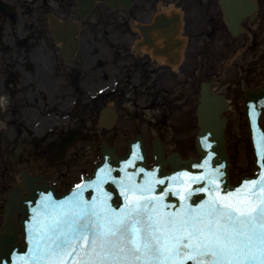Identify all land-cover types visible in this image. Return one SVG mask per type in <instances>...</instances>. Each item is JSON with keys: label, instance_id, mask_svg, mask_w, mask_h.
<instances>
[{"label": "flooded vegetation", "instance_id": "1", "mask_svg": "<svg viewBox=\"0 0 264 264\" xmlns=\"http://www.w3.org/2000/svg\"><path fill=\"white\" fill-rule=\"evenodd\" d=\"M134 2L133 9L121 14L111 13L101 5L85 26L83 49L71 64H66L59 47L50 45L47 32L30 31L7 42L12 68L8 78L0 80V119L6 113L18 115L26 120L22 124L25 129L27 123L32 125L31 134L35 135L44 127L45 108L66 109L69 100L77 99L71 111L76 119L75 111L83 94L81 89L112 85L115 80L123 87V100L129 94L138 99L145 92L144 88H149L152 97L167 101L171 110L187 111L204 82L211 81L216 89L227 84L223 82L224 65L239 50L234 56L232 71L240 72L237 76L242 77L241 83L250 84L264 73V55L261 57L259 53L255 57V53L250 52L252 46L264 44L260 23H247L245 32L232 40L218 0ZM259 2L264 6V0ZM164 13L172 18L166 28L168 31H163L157 23V18ZM175 17H179V23ZM132 21L139 26L145 22L157 23L152 31L151 46L144 45L145 37L132 29ZM107 23L120 29L121 38L116 42L104 29ZM137 43L142 46L139 48ZM231 82H234L233 89L229 87V90L233 92L230 95L234 102L241 96L240 82ZM111 98L110 94L102 97L92 106L93 111L99 112ZM2 100L8 105L4 106ZM58 102L62 103L57 105ZM51 144L46 145L47 148Z\"/></svg>", "mask_w": 264, "mask_h": 264}, {"label": "snow or ice", "instance_id": "2", "mask_svg": "<svg viewBox=\"0 0 264 264\" xmlns=\"http://www.w3.org/2000/svg\"><path fill=\"white\" fill-rule=\"evenodd\" d=\"M225 192L204 209L162 214L139 201L126 213L53 215L39 230L41 264H264V185Z\"/></svg>", "mask_w": 264, "mask_h": 264}, {"label": "water", "instance_id": "3", "mask_svg": "<svg viewBox=\"0 0 264 264\" xmlns=\"http://www.w3.org/2000/svg\"><path fill=\"white\" fill-rule=\"evenodd\" d=\"M99 0H78L80 8V16L85 18L88 13L97 5ZM107 3L111 8H123L128 7L131 0H101ZM242 0H223L224 8L226 10L227 20L229 26L233 28L232 22L234 19L242 18L251 7L244 5H235L236 3H241ZM2 11V7L0 6ZM77 32V29L74 28ZM77 40L74 41V47H76ZM264 93V91L262 92ZM257 101L258 98H251ZM203 111L200 114V126L201 132L200 136L201 142L199 143L198 137V150L201 154L199 160L190 158L188 160H181L175 155L165 160V155L162 149L161 142H155L154 147V157L157 161L158 166L152 170L147 168V156L143 146L142 139L130 142L131 153L136 154L135 157L120 158L115 154V150H109L106 148L104 150V155L106 162L101 166L99 175L106 178L107 189L106 193L112 198V204L115 207V211L120 214L121 212V194L123 190L119 193L116 190L117 182H123L125 185L126 180L133 182H138L143 184L144 180L142 177L149 174L150 178L154 179L157 184L163 182L164 184H175L177 189L182 187L183 189L191 188L194 194H219L224 197L225 192H233L235 189L242 188V190L253 187L245 183L246 181H255V188L258 189L261 185H264V132L259 125V115L251 116L250 123L252 127L255 128L257 134L254 135L253 145L256 154V164L259 168V173L257 176L252 178H244L242 182L238 185L232 186L229 179V161L228 155L225 150V129L227 119L222 118L221 114L223 110L226 109V103L221 100V98H204L202 104ZM263 109H261L262 111ZM170 165L172 170L167 171V166ZM112 167V168H111ZM183 173V175L181 174ZM176 182V183H175ZM86 184L77 188L72 192L73 195H81L87 198L89 190L85 188ZM162 187V185L160 186ZM28 188L31 191L30 198L26 199L23 197L21 191H17L10 202L8 207V223L5 225L4 229L0 233V250L2 253L3 262L1 264H21V262H27L28 253L30 247L26 249H21L17 244V226L14 225V215L17 212L28 214V206L30 205H41V201L37 199L38 188L34 183L29 182ZM170 193V192H169ZM93 195H91L92 197ZM103 196H99L102 199ZM116 200V201H115ZM92 203V202H91ZM50 203L49 205H52ZM44 204L42 207H44ZM28 221L26 225L33 220V217L28 216ZM24 221V220H23ZM22 221V222H23ZM38 231V229H36ZM34 238L36 233L33 234ZM186 264H193V262L187 261Z\"/></svg>", "mask_w": 264, "mask_h": 264}, {"label": "rangeland", "instance_id": "4", "mask_svg": "<svg viewBox=\"0 0 264 264\" xmlns=\"http://www.w3.org/2000/svg\"><path fill=\"white\" fill-rule=\"evenodd\" d=\"M22 18L26 16L24 11L21 12ZM35 15L42 16L43 13L39 12ZM241 100L239 101V103ZM195 103H193L192 107L194 109ZM193 112V111H192ZM154 115L153 111H147L145 113V120H137L135 114L127 115L123 119V125L128 126L129 124L137 123L139 121L140 124H136L137 126H140V129L134 130V129H128L126 133H128V137H131L135 133L142 132L143 136L148 142V150L150 155L152 154V139L156 135H163V139L165 140V144L167 147V151H173V150H179L184 156H189L191 154H194V147L193 145V136L196 132V128L193 122L191 128H188L186 130L187 134L183 135H176L171 132L168 127L164 125L163 121H153L151 118ZM230 122L227 130V139H228V149L231 155V161H232V178L233 181H238L241 176L244 174H250L255 170V167L253 165V153L250 145V139H249V132L246 124V120L243 118L240 108H238V112L235 113L232 111L229 114ZM89 118L90 117H83V119L87 122L89 125ZM189 119H193L194 115L189 114ZM129 121V124L127 125V122ZM264 122V119H263ZM157 127H159V130H157ZM96 137L92 140V143L90 146V141H88L85 144V148L83 150L77 152H70L71 157L68 161V163L65 165V169L61 170L59 168H56L58 171H56L50 164L38 166L35 164V162L29 160L27 163H22L21 161L23 159H27V153H32L30 150H26L24 147V144H28L29 140L25 135H18L15 136L13 131L8 129L5 131V134L2 136L0 141V148L2 145L6 146V149L4 151H1L0 149V164H2L5 160V158H8L12 161L8 164V171L5 169L0 170V178L3 177V174H6V179L8 180V176L12 175L16 177L17 171L19 167L23 164L28 165L33 168L32 172L37 173L39 170H45L48 172V174L51 176L52 179H58V180H69L73 178L76 175L73 174V170L78 171L79 168L83 165H73L75 162V159H82L84 157H89V149L92 150L93 156L92 159L95 158V152H99V148L101 147V143L103 140L108 139L112 142V144H115L120 152L124 154L126 152V141L123 139L124 134H115L114 136H109L107 133L103 134L102 132L97 133L95 135ZM16 137L14 141L11 140V138ZM126 138V137H125ZM184 139V140H182ZM188 144L189 147H185V144ZM17 146L16 150L15 147ZM42 145L37 146V152L35 153L38 156L46 157L48 155V152L44 151ZM88 147V148H87ZM88 160V159H87ZM82 161V160H81ZM12 170V172L10 171ZM59 172V175H56L54 172ZM20 178V175L18 176ZM18 178H16L17 180ZM8 184V181H7ZM7 186V185H6ZM5 186V188H6ZM61 190L65 189L63 186L60 187ZM4 190L0 191V197L4 199Z\"/></svg>", "mask_w": 264, "mask_h": 264}]
</instances>
